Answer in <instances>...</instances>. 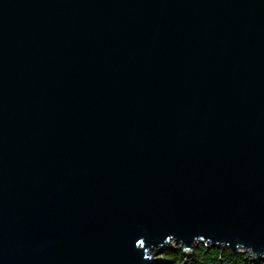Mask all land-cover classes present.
I'll return each mask as SVG.
<instances>
[{
    "label": "water",
    "instance_id": "1",
    "mask_svg": "<svg viewBox=\"0 0 264 264\" xmlns=\"http://www.w3.org/2000/svg\"><path fill=\"white\" fill-rule=\"evenodd\" d=\"M172 240L264 256V0H0V264Z\"/></svg>",
    "mask_w": 264,
    "mask_h": 264
},
{
    "label": "trees",
    "instance_id": "2",
    "mask_svg": "<svg viewBox=\"0 0 264 264\" xmlns=\"http://www.w3.org/2000/svg\"><path fill=\"white\" fill-rule=\"evenodd\" d=\"M158 264H264V256L254 259L241 249L233 250L225 246H211L196 243L189 253L183 252L178 244L161 249ZM157 264V263H156Z\"/></svg>",
    "mask_w": 264,
    "mask_h": 264
},
{
    "label": "rangeland",
    "instance_id": "3",
    "mask_svg": "<svg viewBox=\"0 0 264 264\" xmlns=\"http://www.w3.org/2000/svg\"><path fill=\"white\" fill-rule=\"evenodd\" d=\"M204 244H210V243H204ZM210 245H211V244H210ZM172 246H174V241H173V240L171 241V247H172ZM225 247H227V246H225ZM160 250H161V248L158 249V250H155V251H160ZM235 250H237V249H235ZM155 251L153 252L152 255H154V258H155V259H159V260L156 261V263L158 264V263L161 262V258L158 257V254H157ZM187 253H189V252H187Z\"/></svg>",
    "mask_w": 264,
    "mask_h": 264
},
{
    "label": "bare ground",
    "instance_id": "4",
    "mask_svg": "<svg viewBox=\"0 0 264 264\" xmlns=\"http://www.w3.org/2000/svg\"><path fill=\"white\" fill-rule=\"evenodd\" d=\"M176 244V243H175Z\"/></svg>",
    "mask_w": 264,
    "mask_h": 264
}]
</instances>
